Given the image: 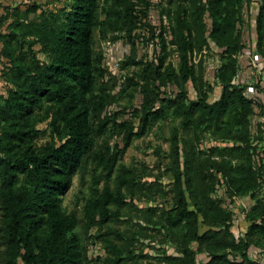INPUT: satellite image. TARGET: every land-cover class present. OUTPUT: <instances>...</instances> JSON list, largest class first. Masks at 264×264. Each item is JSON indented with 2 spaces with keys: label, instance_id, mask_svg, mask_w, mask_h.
<instances>
[{
  "label": "trees",
  "instance_id": "16d2710c",
  "mask_svg": "<svg viewBox=\"0 0 264 264\" xmlns=\"http://www.w3.org/2000/svg\"><path fill=\"white\" fill-rule=\"evenodd\" d=\"M150 6L148 0H68L61 16H36L35 5L16 13L15 31L3 40L0 53L8 85L0 99V264H84L86 250L74 234L80 221L62 207L61 198L87 159L93 169L90 197L82 209L83 227L86 232L98 230L95 239L107 252L106 264L131 261L110 233H101L119 221L126 205L123 189L130 190L135 183L133 172L119 166V161L131 142L143 137L171 108L193 130L213 126L215 138L232 145L219 162L191 163L185 156L183 171L175 151L174 202L164 211L162 222L154 223L169 232L176 245V254L165 256L163 264H197L198 253L207 256V264H256L248 251L264 250V201L263 182L253 160L256 152L264 165V151L254 145L250 131L252 102L234 83L238 58L246 49L244 0H173L163 15L178 66L164 67L161 59L157 64L135 58L124 61L123 67H142L140 73L126 78L122 88V92L138 90L141 104L133 111L136 125L118 122L117 112L105 116L112 96L110 86L100 82L105 70L94 50L95 33L99 30L102 38L110 34L112 39L125 33L134 45L135 30ZM205 15L210 26L204 22ZM253 27L254 51L264 56V1ZM208 42L223 57L216 74L221 93L211 103L200 88L201 63L196 71L192 60L193 53ZM160 46L165 52L163 38ZM36 51L47 62L40 61ZM188 82L197 91L194 102L187 101ZM167 84L176 86L178 94L164 100L160 87ZM44 122L49 138L38 143L47 135L37 127ZM110 129L121 137V145L101 143L96 149L95 138ZM220 186L232 202L238 204L244 197L254 201L245 212L248 229L242 237L231 230L236 209L226 210L223 198L212 197ZM193 243L197 250L191 248Z\"/></svg>",
  "mask_w": 264,
  "mask_h": 264
},
{
  "label": "rangeland",
  "instance_id": "374dc122",
  "mask_svg": "<svg viewBox=\"0 0 264 264\" xmlns=\"http://www.w3.org/2000/svg\"><path fill=\"white\" fill-rule=\"evenodd\" d=\"M148 1L151 6L146 12V17L140 18L139 27L132 38L134 45L125 38V33H119L117 39H112L110 34L102 38L99 30L95 33L94 50L102 59L101 66L105 70L104 78L100 82H106L110 86L109 91L112 96L111 105L105 112V116L117 112L119 113L118 122L129 121L135 125L138 119L133 111L140 107L141 94L138 90L133 91V88L122 92V88L126 78L140 73L142 67H123L122 63L128 58H135L157 64L161 59L164 67L172 66L176 69L178 66L177 51L171 44L169 23L163 15L170 8L173 0ZM263 1L244 0L242 29L245 43H251L256 39L253 24ZM31 5L37 7L36 16L41 13L47 16L54 14L61 16L63 8L68 6V0H0V53L3 40L10 32L15 31L12 25L17 21L16 13L23 14ZM204 22L207 26L211 24L207 15L204 16ZM161 38L165 40V52L161 51ZM36 56L40 61L47 62L46 56L38 51ZM192 60L196 71L200 70L198 62L201 63L202 87L200 88L207 92L208 102L216 101L221 93V88L216 81L217 70L223 61L221 51L208 42L201 51L193 53ZM4 67L5 64L0 58V99L6 96L8 88L3 73ZM185 90L188 102L197 100V91L191 82L186 84ZM160 91L161 98L164 100L175 98L178 94L177 87L171 84L160 87ZM165 114L166 117L150 127L143 137L131 142L119 161V166H124L133 172L135 183L130 190L123 189L126 205L120 210L119 221L107 225L101 233H110L113 242L128 251L127 255L132 257V260H125L123 264H163L162 260L165 256L177 252L171 234L154 224L162 222L164 211L169 210L174 202L172 184L176 164L175 151L179 153L178 161L183 171L185 156L191 163L204 162L206 159L219 162L222 160L221 156L226 155L225 148L232 145L231 142L217 140L213 134V126L204 125L200 129L193 130L184 124L183 117H176L173 114L172 108L166 110ZM250 124V131L253 133L256 130L254 117ZM37 127L46 131V137L38 141L43 143L49 138L47 123H39ZM260 133L259 137L252 135L254 141L261 139ZM101 143H107L111 147L115 144L121 145V137L110 129L105 135L95 138V148L97 149ZM254 158L253 166L259 171L264 188L262 158L256 152ZM92 169L93 164L87 159L83 170L74 177L72 187L61 198V205L80 221L74 234L86 250L84 264H106L107 252L95 239L98 230L94 228L86 232L82 222V209L85 201L90 197ZM110 186L114 187L113 180ZM212 197L218 201L223 198L222 206L226 210L236 209L237 218L234 219L231 230L238 238L242 237L248 229V222L244 221L245 212L251 208L254 201L249 197L242 198L245 206L243 208L241 202L237 204L229 199L222 186L212 193ZM111 210L116 209L112 207ZM201 230L205 228L201 227ZM191 248L197 250V245L193 243ZM2 250L0 245V253ZM262 255L264 256V250L261 248L252 247L248 251L251 260H258ZM206 257L205 254L198 253L197 264H207Z\"/></svg>",
  "mask_w": 264,
  "mask_h": 264
},
{
  "label": "crops",
  "instance_id": "0c3cea01",
  "mask_svg": "<svg viewBox=\"0 0 264 264\" xmlns=\"http://www.w3.org/2000/svg\"><path fill=\"white\" fill-rule=\"evenodd\" d=\"M253 46L254 41L246 43V49L238 58L239 72L234 83L243 89L244 95L252 102V117L255 118L256 129L253 134L259 137V132H261V139L255 140L254 145H257L259 150L264 151V81L258 77L251 66L254 62L264 70V56H261L256 50L254 51ZM256 261L257 264H264V258Z\"/></svg>",
  "mask_w": 264,
  "mask_h": 264
},
{
  "label": "built area",
  "instance_id": "2783aa9c",
  "mask_svg": "<svg viewBox=\"0 0 264 264\" xmlns=\"http://www.w3.org/2000/svg\"><path fill=\"white\" fill-rule=\"evenodd\" d=\"M251 66H252V68L256 71L258 77H259L261 80L264 81V70H262V69L258 66V64H257V63H254V62H252ZM262 195H263V201H264V188H263V190H262ZM240 202L242 203V207L245 208V206H244L242 200H240ZM247 210H249V209H247ZM255 257L257 258V256H255ZM263 258H264V256L262 255V257L259 258V259H263ZM257 259H258V258H257Z\"/></svg>",
  "mask_w": 264,
  "mask_h": 264
}]
</instances>
